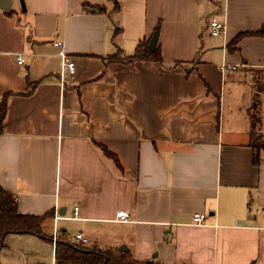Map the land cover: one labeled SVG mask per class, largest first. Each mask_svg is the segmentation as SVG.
I'll return each mask as SVG.
<instances>
[{"label": "crops", "instance_id": "obj_1", "mask_svg": "<svg viewBox=\"0 0 264 264\" xmlns=\"http://www.w3.org/2000/svg\"><path fill=\"white\" fill-rule=\"evenodd\" d=\"M158 26L162 64L109 59L132 56ZM261 30L264 0H12L0 8V101L21 95L7 101L0 186L21 214L53 211L49 234L89 247L264 264V37L228 47Z\"/></svg>", "mask_w": 264, "mask_h": 264}, {"label": "trees", "instance_id": "obj_2", "mask_svg": "<svg viewBox=\"0 0 264 264\" xmlns=\"http://www.w3.org/2000/svg\"><path fill=\"white\" fill-rule=\"evenodd\" d=\"M96 7L85 4L87 8ZM104 11L103 8L99 7ZM12 15V11H6ZM263 36L264 31H247L238 34L228 45L230 50H234L239 42L247 37ZM159 26L156 28L154 35L148 41L140 43L132 56L122 57L118 54L111 56L113 61H123L124 63H134L137 61H153L158 64L163 63L161 48L156 45L154 52L150 50V43L155 40L158 43ZM30 86L36 83L29 82ZM11 95H21L10 92L0 101V136L4 134V121L7 115V101ZM24 95V94H23ZM105 155L113 159L118 165V158L112 154L106 147L99 145ZM263 146L254 147V164L260 166L261 151ZM120 166V165H119ZM55 214L49 211L44 215H24L19 212L17 196L0 186V251L7 248V239L11 235H27L37 237L53 246L54 264H158L155 261L141 262L136 260L133 255L127 251L123 252L118 249H104L98 247H89L72 240L63 230L60 231L56 241L54 236L49 234L45 229V224L54 220Z\"/></svg>", "mask_w": 264, "mask_h": 264}, {"label": "rangeland", "instance_id": "obj_3", "mask_svg": "<svg viewBox=\"0 0 264 264\" xmlns=\"http://www.w3.org/2000/svg\"><path fill=\"white\" fill-rule=\"evenodd\" d=\"M254 123H257L256 116ZM11 243L12 251L0 252V264H53L54 253L50 243L27 235L15 236Z\"/></svg>", "mask_w": 264, "mask_h": 264}, {"label": "built area", "instance_id": "obj_4", "mask_svg": "<svg viewBox=\"0 0 264 264\" xmlns=\"http://www.w3.org/2000/svg\"><path fill=\"white\" fill-rule=\"evenodd\" d=\"M224 31H225V24L216 18H213L210 21V23L208 24V32H209V35L212 37H219L220 35H222L224 33ZM56 45H58L62 48L60 55L63 59L64 70L66 69L72 74L75 73L76 65L69 58V56L66 54L63 44L58 42ZM23 63H24V59H23V57H20L18 60V64L22 65ZM76 211H78V208H76ZM117 216H118V219H121L122 221L128 220V214H126L125 212H119L117 214ZM206 219H207V216L205 214L197 213V214H194V216H193V223L195 225H202L205 223ZM57 220H58V218H57ZM59 234H60V231L55 226L54 234H53L55 241H56ZM76 240H77V242L84 244V245H86L88 243V240L82 234L78 235L76 237Z\"/></svg>", "mask_w": 264, "mask_h": 264}, {"label": "water", "instance_id": "obj_5", "mask_svg": "<svg viewBox=\"0 0 264 264\" xmlns=\"http://www.w3.org/2000/svg\"><path fill=\"white\" fill-rule=\"evenodd\" d=\"M11 6H12V0H0V8H2L3 10H8V9L11 8ZM156 45H157V43H156L155 40H153V41L150 43V50H151L152 52L155 51V49H156ZM120 251L127 252V251H128V248H126V247H122V248L120 249Z\"/></svg>", "mask_w": 264, "mask_h": 264}]
</instances>
